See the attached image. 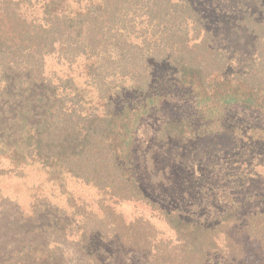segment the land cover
<instances>
[{"label": "trees", "instance_id": "1", "mask_svg": "<svg viewBox=\"0 0 264 264\" xmlns=\"http://www.w3.org/2000/svg\"><path fill=\"white\" fill-rule=\"evenodd\" d=\"M219 14L235 26L221 30ZM50 56L78 64L83 81L49 74ZM0 99L17 127L0 126V149L12 151L1 172L56 173L76 237L45 229L69 238L82 264H118L114 244L144 264H238L253 258L249 248L264 259V209L233 201L191 219L133 175L138 130L153 115L162 140L194 137L233 107L264 117V0H0ZM65 175L93 198L66 188ZM128 201L159 217H127L118 205ZM38 242L4 264H67L60 246Z\"/></svg>", "mask_w": 264, "mask_h": 264}, {"label": "rangeland", "instance_id": "2", "mask_svg": "<svg viewBox=\"0 0 264 264\" xmlns=\"http://www.w3.org/2000/svg\"><path fill=\"white\" fill-rule=\"evenodd\" d=\"M210 14V13H209ZM211 20L221 30L235 26L233 16ZM228 32H225V35ZM47 72L74 75L83 81L81 67L66 65L50 56ZM1 100V99H0ZM2 101V100H1ZM0 101V126L15 131L12 115ZM2 114H5L3 123ZM162 115H153L140 126L135 149L133 175L142 187L163 207L179 210L191 219H210L223 212L233 201L244 204V212L264 209V117L255 112L229 108L216 120L198 129L194 137L185 139H157L156 131ZM7 154L0 149V264L9 255L26 244L48 243L60 246V258L67 264H82L83 255L69 238L47 233L49 224L55 223L76 237L77 224L70 215H64L66 195L61 191V180L56 173L41 167H28L24 174H3L8 167ZM4 155V156H3ZM16 162V160H11ZM66 188L77 196L91 200L95 190L71 179ZM118 208L129 218L158 213L140 202H121ZM40 228V229H39ZM30 242V243H29ZM118 264H144L142 253L114 244ZM251 260L238 264H264L255 248H249Z\"/></svg>", "mask_w": 264, "mask_h": 264}]
</instances>
